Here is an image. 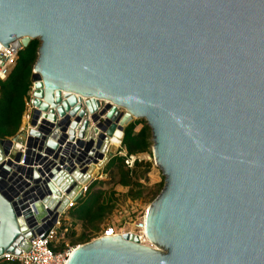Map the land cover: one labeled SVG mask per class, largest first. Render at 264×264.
<instances>
[{"label":"water","instance_id":"95a60500","mask_svg":"<svg viewBox=\"0 0 264 264\" xmlns=\"http://www.w3.org/2000/svg\"><path fill=\"white\" fill-rule=\"evenodd\" d=\"M15 38L40 45L29 118L0 138V255L45 237L142 117L151 244L96 237L66 264H264V0H0Z\"/></svg>","mask_w":264,"mask_h":264},{"label":"trees","instance_id":"16d2710c","mask_svg":"<svg viewBox=\"0 0 264 264\" xmlns=\"http://www.w3.org/2000/svg\"><path fill=\"white\" fill-rule=\"evenodd\" d=\"M40 45L38 39H32L18 54L16 64L10 74L0 79V138H10L18 133L22 115L25 110V99L30 96L32 89V68L37 58ZM142 126L137 130L138 124ZM151 130L144 121L134 120L124 127L121 148L125 154H116L105 163L102 172L107 174L108 189L93 190L100 182L95 179L86 192L79 197L75 205L66 213L70 218L71 227L79 226L78 242H87L106 226L101 227L105 219L113 212L116 201V186L126 188L124 195L130 200L152 201L160 192L163 181L149 186L146 181L152 163L139 159L142 153H151ZM129 156H135L131 166L125 162ZM65 226L60 227L63 229ZM73 229V228H72ZM68 236H75L73 229ZM65 244L59 243L53 249L59 251ZM0 264H19L17 260L0 259Z\"/></svg>","mask_w":264,"mask_h":264},{"label":"built area","instance_id":"2783aa9c","mask_svg":"<svg viewBox=\"0 0 264 264\" xmlns=\"http://www.w3.org/2000/svg\"><path fill=\"white\" fill-rule=\"evenodd\" d=\"M23 48L24 46L22 45L20 38H15L11 42H9L8 45L0 44V79H4L10 74V72L12 71V69L16 64L18 54ZM32 108L33 105H32V89H31L30 96L25 99V110L22 115L23 122H26V120L29 118ZM122 136L123 135L120 134L116 142V144L119 145V149L122 147L121 146ZM24 159H25V155L24 153H22L19 164H24ZM134 159H135L134 156H129V158H127L125 162L128 166H131ZM12 181H13L12 183L10 182V184L12 185V189H17L19 186H22V182L20 179L14 178ZM87 188L88 187L84 186L81 196L86 192ZM7 192L9 193L8 190ZM75 195L76 193H74V196ZM77 200H75L73 197H70L68 199L64 212L60 214L54 226L48 231L45 237L41 238L39 236H35L30 241V248L28 251H22L20 254L5 252L2 255H0V259L17 260L19 264H66L70 254L78 244L70 245V246L66 245L63 249L59 251H55L53 248L56 247L63 238V234L59 231L61 225V215L63 216V214H65L70 208H72ZM144 229H145V220L143 217L134 224V231L135 233L138 234L141 243L143 244L149 243L148 245H150L151 244L150 241L145 242L144 240L143 237ZM117 233H122V232H118L117 230H115L114 227L107 225L96 235V237L113 236L116 235Z\"/></svg>","mask_w":264,"mask_h":264},{"label":"rangeland","instance_id":"374dc122","mask_svg":"<svg viewBox=\"0 0 264 264\" xmlns=\"http://www.w3.org/2000/svg\"><path fill=\"white\" fill-rule=\"evenodd\" d=\"M34 39H38V38H34ZM134 120H139L143 122L145 121V119L142 117L134 118L132 121ZM141 126L142 123L138 124L136 129L138 130ZM120 154H125V151L124 150L120 151ZM138 158L143 160H149L152 163L151 170L148 172L147 175L148 179L146 181V183L149 186H153L154 184L163 181L164 176L162 174L161 169L154 163L152 152L139 154ZM103 167L101 168V172H100L101 174L100 176L97 177L98 178L97 180L104 183L96 184L93 190H99L105 188L108 189V184L105 183V181L108 180V176L107 174H104L102 172ZM115 189H116V196L119 199L116 201L113 212L105 219V221L101 224V227L109 225L114 227L115 230H117L118 232H128V231L135 232L134 224L144 217L145 210L151 201L130 200L124 195L126 188H123L121 186H116ZM62 225L65 226L63 229L58 228L59 231L63 234L61 243L65 244V246L76 245L73 244L72 241L78 242L77 238L81 232L80 227L79 226L71 227L70 218L67 213L63 214L62 216L60 227H62ZM72 228L75 230V236L71 238V236H68V234L71 233V231L73 230ZM145 244H149V243H145Z\"/></svg>","mask_w":264,"mask_h":264},{"label":"bare ground","instance_id":"6f19581e","mask_svg":"<svg viewBox=\"0 0 264 264\" xmlns=\"http://www.w3.org/2000/svg\"><path fill=\"white\" fill-rule=\"evenodd\" d=\"M132 117H134V115H132ZM120 135V133H119V131H116V135H114V138H116V140H115V142L114 143H116L117 142V138H118V136ZM113 140V139H112ZM144 240H145V242H147V241H150L149 239H148V237L146 236V234H145V230H144Z\"/></svg>","mask_w":264,"mask_h":264},{"label":"crops","instance_id":"0c3cea01","mask_svg":"<svg viewBox=\"0 0 264 264\" xmlns=\"http://www.w3.org/2000/svg\"><path fill=\"white\" fill-rule=\"evenodd\" d=\"M22 124H23V120H21V125H20V127H19V130L21 129ZM19 130H18V132H19ZM115 140H116V138H113V141H114V142H115ZM61 219H62V215H61Z\"/></svg>","mask_w":264,"mask_h":264}]
</instances>
